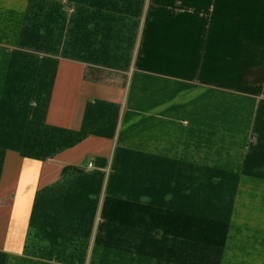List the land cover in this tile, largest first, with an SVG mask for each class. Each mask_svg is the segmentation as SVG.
Returning a JSON list of instances; mask_svg holds the SVG:
<instances>
[{
	"label": "crops",
	"instance_id": "obj_1",
	"mask_svg": "<svg viewBox=\"0 0 264 264\" xmlns=\"http://www.w3.org/2000/svg\"><path fill=\"white\" fill-rule=\"evenodd\" d=\"M0 264H264V0H0Z\"/></svg>",
	"mask_w": 264,
	"mask_h": 264
}]
</instances>
